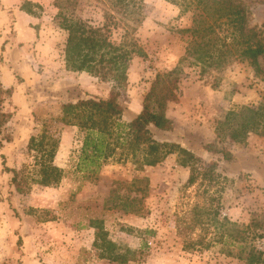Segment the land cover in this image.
I'll return each mask as SVG.
<instances>
[{
  "label": "rangeland",
  "instance_id": "obj_1",
  "mask_svg": "<svg viewBox=\"0 0 264 264\" xmlns=\"http://www.w3.org/2000/svg\"><path fill=\"white\" fill-rule=\"evenodd\" d=\"M15 1L16 10L31 2L24 6L33 11L28 14L34 42H0V62L10 66V72L0 77L2 87L10 89L0 97V111L12 113L1 127L11 139L0 147V262L244 264L238 257L242 237L245 241L252 237L251 242L264 249V135L251 131L243 141H233L218 138L215 130L228 111L256 106L261 100L264 81L245 62L211 68L203 75L199 66H183L177 100L166 109L172 130L151 126L156 140L178 143L211 164L212 180L204 177V165H179L178 152L154 166L140 164L142 153L125 159L116 154L95 172L88 171L83 164L78 166L83 133L61 121V105L89 96L106 97L109 84L87 72H67L66 32L55 23V0ZM241 3L249 13V25L260 27L264 0ZM141 4L140 21L132 22L131 37L145 55L134 53L129 62L128 86L119 98L124 122L140 111L156 74L178 65L187 37L179 30L192 20L191 9L171 0H141ZM103 7L96 0H81L79 13L98 22ZM9 21L7 35L12 37L13 14ZM121 33V28H114L112 39L119 41ZM50 40L56 43L52 58L46 44ZM260 63L264 69V56ZM214 77L220 78L216 86ZM43 132L57 140L54 164L65 175L52 186L29 179L27 192L18 193L3 161L17 170L25 167L29 178L35 177L27 144L30 136ZM206 145L225 148L230 158L206 150ZM192 173L196 181L188 185ZM247 225L252 227L242 232ZM114 256L127 260L119 262L111 259Z\"/></svg>",
  "mask_w": 264,
  "mask_h": 264
},
{
  "label": "trees",
  "instance_id": "obj_2",
  "mask_svg": "<svg viewBox=\"0 0 264 264\" xmlns=\"http://www.w3.org/2000/svg\"><path fill=\"white\" fill-rule=\"evenodd\" d=\"M102 6L98 22L84 18L80 13L81 0H55L58 12L54 16L58 28L66 32L63 58L66 68L74 72H87L100 82L109 84L106 97L80 98L75 102L62 103L61 121L76 126L83 133L78 166L84 165L95 172L101 163L114 157L125 159L128 155L142 153L140 164L154 166L167 154L178 152L182 155L178 163L188 166L195 163L204 165V177L212 180L213 166L206 164L190 150L175 142L158 141L154 138L151 126L162 131H170L173 121L166 115L169 102L177 100L182 68L185 65L199 66L203 75L211 68L220 69L234 61L245 62L253 75L264 81V69L260 58L264 56V21L260 27L249 25V13L241 0H171L192 10V20L188 27L179 30L186 34L185 49L178 65L164 73H157L147 93L140 111L129 121H122L124 108L119 102L122 91L128 86V66L132 54L145 55L136 39L131 37L135 30L133 23L140 21L141 0H96ZM31 4L25 1L24 4ZM21 8L27 13L32 9ZM133 22V23H132ZM121 28L119 41L112 39L113 29ZM220 78L214 77L216 86ZM9 88L0 83V97L9 94ZM12 117L11 112L0 111V147L9 141L10 135L1 127ZM218 138L229 137L233 141H243L249 132L264 135V92L256 106H241L226 113L224 121L215 128ZM57 140L47 135H32L27 149L32 152L36 176L29 178L25 167L21 170L7 167L11 173L10 182L18 193L30 188L29 179L42 186H52L60 182L65 171L54 164ZM206 150L220 153L225 159L230 152L225 148L206 145ZM139 162V161H138ZM93 166V169H89ZM194 170V168H193ZM196 181L190 174L187 184ZM257 224H254V227ZM252 227L247 225L245 232ZM261 236V235H260ZM240 248L238 257L244 264H264V249L254 245L250 237ZM109 250L114 245L109 243ZM125 262V257H113ZM0 264H8L0 262Z\"/></svg>",
  "mask_w": 264,
  "mask_h": 264
},
{
  "label": "crops",
  "instance_id": "obj_3",
  "mask_svg": "<svg viewBox=\"0 0 264 264\" xmlns=\"http://www.w3.org/2000/svg\"><path fill=\"white\" fill-rule=\"evenodd\" d=\"M15 3H16L15 0H0V42L3 43L6 40H8V43L11 44L13 40H19L23 42L32 41L33 43L34 29L32 27L33 24L32 18L24 10H19L18 7L16 10ZM12 14L15 16V20H16L15 22L12 23V26L10 27L11 30L13 29L14 31V34L12 35L13 38L7 35L8 28H6L10 22L9 20ZM46 44L49 45L50 47L49 54H50V58H52L53 55L56 53V48H55L56 46H54L56 45V43L50 40ZM37 46L39 45L37 44ZM9 72H10V66L6 62L1 61L0 77L2 78L3 75H7ZM67 72H71V71H67ZM4 86L6 87L7 84L6 85L4 84Z\"/></svg>",
  "mask_w": 264,
  "mask_h": 264
}]
</instances>
